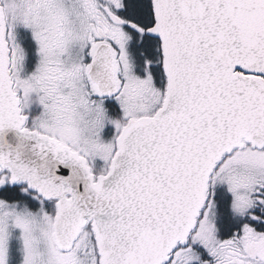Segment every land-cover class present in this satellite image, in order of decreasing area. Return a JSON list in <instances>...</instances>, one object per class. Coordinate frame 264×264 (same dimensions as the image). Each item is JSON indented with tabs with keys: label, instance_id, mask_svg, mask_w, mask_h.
<instances>
[{
	"label": "snow or ice",
	"instance_id": "1",
	"mask_svg": "<svg viewBox=\"0 0 264 264\" xmlns=\"http://www.w3.org/2000/svg\"><path fill=\"white\" fill-rule=\"evenodd\" d=\"M0 264H264V0H0Z\"/></svg>",
	"mask_w": 264,
	"mask_h": 264
}]
</instances>
